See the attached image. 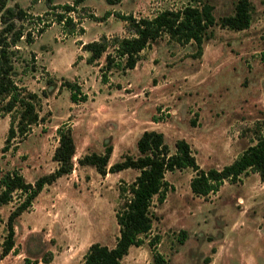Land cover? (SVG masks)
<instances>
[{
  "label": "rangeland",
  "instance_id": "obj_1",
  "mask_svg": "<svg viewBox=\"0 0 264 264\" xmlns=\"http://www.w3.org/2000/svg\"><path fill=\"white\" fill-rule=\"evenodd\" d=\"M73 1L8 0V6L18 4L32 15L23 22L26 31L35 36L38 29H46L28 46L29 50H36L35 55H40L39 70L29 72L22 79L33 91L41 93L46 89L48 97L42 102L41 115L45 120L35 125L21 141H13L19 146L5 154L3 147L10 117H0V178L3 173L17 169L28 181L34 182L54 171L58 167L53 160L59 145L57 128L77 123L81 144L85 134L83 122L92 117L97 123L101 121L100 115L92 114L90 102L77 104L71 100L70 90L63 85L67 80L76 82L82 94L88 92L91 96L101 90L134 92V99L145 100V111L138 107L132 111L135 120L144 121L145 130L163 132L172 152L178 139H186L205 169H221L232 163L264 135V0H251L253 20L248 29L232 30L217 24L202 48L195 42L181 44L164 35L141 52L139 62L142 64L136 73L113 70L108 85L102 81L101 72L106 55L95 65L83 67L78 66L81 58L75 57L73 66L83 77L69 79L74 71L66 67L80 43L75 39L80 35L86 42L99 40L105 31L110 32V39L129 36L127 26L121 34L120 21L123 20L119 17L113 16L99 24L89 19L88 14L72 12L67 16H73L78 24L83 22L79 27L86 32L72 35L64 31L66 37L62 31L64 23L61 27L56 21V14L61 13L62 8L51 11L49 7ZM207 2L214 6V14L220 19L234 13L238 0H124L122 4L84 0L78 8L85 7L100 16L109 8H116L119 13L129 11L138 18H151L163 9H181L188 4ZM58 48L63 50L56 56V65L65 77L54 76L44 65L54 56V51L57 54ZM112 51L110 47L109 52ZM99 64L103 65L99 67ZM49 80H52L50 85ZM102 132L105 134L106 129ZM106 140L105 145L111 143ZM136 151L139 154L137 147L132 152ZM74 162L75 170L79 162L77 159ZM73 173V178L67 176L44 190L36 200L40 207L48 209L49 222H38L37 215L28 216L30 211L17 220L18 254H11L0 264H27L26 258L30 259V264H80L91 244L99 242L111 247L116 244L120 233L116 218L121 201L119 188L132 183L135 177L105 180L99 176L94 178L89 170ZM193 176L192 169L167 172L166 179L173 188L163 204L155 203L152 207L155 214L152 231L142 246L131 247L123 264H155V250L168 264H264V181L261 176L250 170L241 180L225 182L218 193L206 198L193 193L190 186ZM16 201L0 205V254L8 217ZM183 231L186 239L181 242L179 236ZM156 237L157 243L151 246L150 240ZM48 253H52V261L45 263L42 256Z\"/></svg>",
  "mask_w": 264,
  "mask_h": 264
},
{
  "label": "trees",
  "instance_id": "obj_2",
  "mask_svg": "<svg viewBox=\"0 0 264 264\" xmlns=\"http://www.w3.org/2000/svg\"><path fill=\"white\" fill-rule=\"evenodd\" d=\"M51 2V0H48ZM115 4L122 0H107ZM84 0H74L72 3L51 5L49 10L62 8L56 14V21L64 23L68 34L84 33L82 22L77 23L73 16L67 14L78 12L88 14L90 19L102 21L111 16V12L99 17L86 10L78 8ZM253 5L251 0H238L233 14L217 19L214 6L210 3L201 5L188 4L181 9H163L154 17H136L133 13L115 15L127 22L129 36H114L112 39L102 36L82 44L83 50L89 52L87 62L98 63L106 54V64L101 68L102 81H110L113 70L127 72L134 69L141 60V52L149 48L164 35L181 43L195 42L199 48L217 24L232 30L248 29L253 20ZM50 11H47L49 14ZM32 18L28 9L20 5L8 6V0H0V117L9 116L10 126L3 153L16 150L18 142L27 137L35 125L45 120L41 115L43 98L48 97V92L43 89L41 93L33 91L25 84L22 76L38 69L36 55L28 49L36 38L41 36L46 29H38L34 36L26 31L25 22ZM24 47V49H23ZM110 47L113 51L109 52ZM35 57V59H34ZM52 80L47 81L50 85ZM71 92L74 103L88 100L87 94H82L79 85L73 81H64ZM59 145L55 149L53 160L58 167L45 175L30 182L17 169L9 170L0 178V205H6L15 199L16 206L11 211L7 221V233L3 241L0 261L6 256L17 254L16 250V223L23 213L29 212L34 202L45 187L55 184L59 178L72 174L74 171V158L77 145L71 125L62 124L57 128ZM138 155L124 153L120 161L110 166L113 152L111 143L105 145L103 153L91 152L78 160L82 166H92L99 174L106 176L125 169L139 171L135 180L119 188L120 204L116 210L119 225V236L116 244L111 247L99 242L90 245L80 264H123V259L133 246H142L145 237L152 231L155 214L152 207L155 203L163 204L170 188H173L166 179L167 172L192 169L194 176L191 179L193 193L200 197H209L219 192L225 182H237L250 170L258 173L264 181V135L257 138L255 144L247 147L230 164L223 168H203L197 160L192 145L186 139H178L175 151L172 152L166 141L165 134L157 130H145L137 142ZM186 239L183 231L179 240ZM158 237L150 240V245L157 243ZM42 256L45 263L52 261L50 255ZM155 264H168L164 256L154 251ZM30 264V259H25ZM29 262V263H28ZM39 263V260L36 261Z\"/></svg>",
  "mask_w": 264,
  "mask_h": 264
},
{
  "label": "crops",
  "instance_id": "obj_3",
  "mask_svg": "<svg viewBox=\"0 0 264 264\" xmlns=\"http://www.w3.org/2000/svg\"><path fill=\"white\" fill-rule=\"evenodd\" d=\"M123 2H124V0H122L120 2V4H122ZM115 9L116 8H113V9L109 8L108 10H106V12H111L112 14H111V16L106 18L107 20L105 19L102 21H98L99 24L110 20L113 16H116L115 13H119V12H116ZM120 13L121 14H129L130 12L129 11L123 12L121 10ZM94 14L96 16L101 17L96 12ZM80 25L82 26L83 22ZM60 26L63 27V23H60ZM126 26H127L126 21H124V20L120 21V29H121L120 33L121 34L124 32V30H126ZM51 27H54V25ZM84 30H85V28H84ZM47 31H48V29H47ZM62 31L64 32L65 30L62 29ZM85 32H86V30H85ZM77 33H75V35ZM64 35H66L65 32H64ZM102 36H107L109 38L110 32L109 31L102 32V34L98 37V39H100ZM66 37H67V35H66ZM74 37H76V36H74ZM36 39H38V38H36ZM95 40H97V39H95ZM75 41L76 42L82 41L84 44L88 43L86 41H83L81 39L80 35H78V37L75 39ZM35 42H36V40H35ZM75 48H76V52L73 53V55H72L73 56L72 61L66 67L67 69L74 71V74H73L74 76L72 78H69L71 80L81 79V76H82L80 71L77 70V68L75 66H73L74 62H76L75 57L79 56L81 58V60L78 63L79 67L80 66L83 67L85 65H87V66L95 65V64L87 63V58L89 57V52L83 50L82 44H77V46ZM60 50H63V49L58 48V50H57L58 52L56 55H55L56 52L54 51L53 52L54 56L49 58L48 60H46L44 65L46 66L47 71L51 72V74H53L54 76L65 77V76H62L60 68H58L56 65V56L58 55ZM32 51L34 53H36L35 49H33ZM36 58L38 60L37 63L41 61L40 55H36ZM102 58H101V60H102ZM140 63L141 62H139L134 69H130L128 71V74H130V72H131V74L136 73V71L140 67ZM102 65L103 64H99V67H101ZM108 84H110V81L105 85H108ZM84 94L88 95V100L85 101V103H87V102L91 103V106L93 108L92 114L100 115L99 119L101 121H99V123H97L95 120H93L92 116H89L92 118H87V120L85 122H83L82 127H83V131L85 134H83L81 144L79 142L80 140H78V137H77V134H78L77 123L71 125L72 129H73V134L75 137L76 145H77V151H76V155H75L74 159L79 160L80 158H82L83 156H85L86 154H89L91 152L103 153L105 150V142L107 141L106 139L111 140V145L113 146V152H112V155L110 158V166L112 164L120 161L122 158V155L124 153H130V154L138 155L137 151L136 152H132V151H133V149H135L137 147V142H138L139 138L141 137V135L145 131V122L140 121L138 123L131 113L136 107L141 108V110L145 111V100L142 99L141 101H139V100L134 99V97H133L134 92H132V93H126L125 92V94H123V93H121V91H114V90H109V91L101 90L100 92L94 93L93 96H91L88 92H85ZM138 97H139V99H141L140 95H138ZM96 124H99V125H96ZM96 126H99V127H96ZM96 128H102V129L105 128L106 133L103 134L102 129L98 130ZM95 134H96V136H95ZM57 142H59V137H58ZM82 170L83 171L89 170V172H93L94 178H97V176H99L105 180H107L110 177L116 178L117 180H120V179L128 180L127 177L129 175H133L136 178L139 174V171L136 169H125V170H122L120 172L108 173L106 176H102L101 174H99L97 172V170L94 167L82 166L80 164H79V168L78 169L75 168L74 171H76L77 173H81ZM67 176H71L73 178L74 173L67 175ZM67 176H63V177L59 178L55 184L45 187L44 190H48L49 187H52V186L62 182V180L67 178ZM79 180H80V178H79ZM44 190L40 193V195L44 192ZM40 195L37 197L36 200H38V198H40ZM36 200L34 202V206H33L32 210L27 214H29L28 216H32L33 214H35V216L37 215L38 222L46 224L47 222H49V220L51 218L48 215L49 211L47 208L43 209V207H40ZM24 216H26V213L22 214V217H24ZM11 254H14V253L12 252ZM11 254H9L8 256H10ZM8 256H6L0 262L4 261Z\"/></svg>",
  "mask_w": 264,
  "mask_h": 264
},
{
  "label": "built area",
  "instance_id": "obj_4",
  "mask_svg": "<svg viewBox=\"0 0 264 264\" xmlns=\"http://www.w3.org/2000/svg\"><path fill=\"white\" fill-rule=\"evenodd\" d=\"M72 13V12H71Z\"/></svg>",
  "mask_w": 264,
  "mask_h": 264
}]
</instances>
